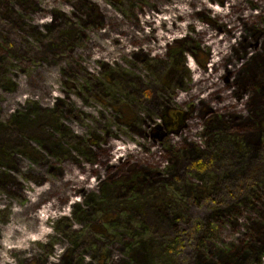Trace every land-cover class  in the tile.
Masks as SVG:
<instances>
[{
	"label": "rangeland",
	"instance_id": "1",
	"mask_svg": "<svg viewBox=\"0 0 264 264\" xmlns=\"http://www.w3.org/2000/svg\"><path fill=\"white\" fill-rule=\"evenodd\" d=\"M123 3L0 0V264H264V0ZM153 13L189 36L157 46ZM167 104L186 115L172 133ZM73 197L32 242L37 212Z\"/></svg>",
	"mask_w": 264,
	"mask_h": 264
},
{
	"label": "bare ground",
	"instance_id": "2",
	"mask_svg": "<svg viewBox=\"0 0 264 264\" xmlns=\"http://www.w3.org/2000/svg\"><path fill=\"white\" fill-rule=\"evenodd\" d=\"M175 7L179 8L178 15L187 14V12H188V11L184 10V8H180L177 6H175ZM210 7H211V5H210ZM212 8L217 13H220V12L221 13H227V11H228L225 8H220L217 6H214ZM163 12H165V11H163ZM176 18H177L176 14H172V13L169 16H163L160 13H153L150 17L144 18L143 22L144 23L150 22L151 25L155 28L154 32H155L156 28H159V29L163 28V30H159V32L157 33V36H158V43L156 44L157 46L163 48L167 44L171 43L172 40H177V39H181V38H185V37L189 36V35H186V33H180L179 31H177L180 26H185V25L184 24H178ZM162 22L165 23V25L162 26L160 24ZM167 31H169V32L173 31L174 32L172 34V38H170ZM145 33L147 35H150L149 27L145 28ZM165 37H168V38H165ZM208 45H210V43H208ZM216 61H217V58L215 57L212 60V63H215ZM188 66L192 71H196V69H197L196 64L191 60H188ZM115 149H116V154L114 156L120 157V159L123 157V151L124 150L125 151H128L129 149L132 150V148H130L128 146L120 145V144L119 145L115 144ZM80 180H83V177H80ZM90 180H91L90 183L83 186L84 190H86V191H90L91 189H93L97 185V182L94 179H90ZM41 189H42L41 187H37V190H35L34 193H30L29 191H27L31 201L37 200V197H38ZM80 200L81 199L78 197L71 198V200L68 202V205L62 211L50 212L49 206L44 207L43 209L39 210L37 212V216L40 219V226L38 227V229L36 231L30 233V240L32 242L43 240V235L49 233V230H46L45 225L47 223H52L53 220L57 217L69 216L70 215L69 214L70 208L72 206L78 204L80 202ZM7 229H9V231H11L12 229H15V227L10 225ZM2 243L6 247L7 250L10 248H14V247L19 246L17 244L15 245L9 239L8 240H2Z\"/></svg>",
	"mask_w": 264,
	"mask_h": 264
},
{
	"label": "trees",
	"instance_id": "3",
	"mask_svg": "<svg viewBox=\"0 0 264 264\" xmlns=\"http://www.w3.org/2000/svg\"><path fill=\"white\" fill-rule=\"evenodd\" d=\"M70 30H71L70 28H66V29L64 28L58 31L56 35V40L55 38L53 40H50L51 45L49 44V46H52V48L49 52H53L54 50L58 49V45L56 41L57 39H59V36H62L65 38L66 43L64 44L71 43L75 39V37L72 36V33L70 32ZM56 116H57V113L55 112L51 117H49V119L53 121L56 118ZM185 116H186L185 112L181 108H178L177 106H174V105L165 106V108L161 111V117L163 118V121H164L163 123L166 127H168V130H169L168 133L178 131L185 123ZM35 128L37 127H34L32 129V133L35 134L37 137L43 136L42 134L43 132L38 131V129H35ZM159 128L161 129L162 126H160ZM11 131L14 132L15 134H25V135L30 134L28 130L20 129L16 126L12 127ZM8 133L10 132L3 131L2 137L5 136L6 138ZM1 138L0 140H2ZM5 138L3 141L4 143H0V146L7 145ZM49 139L50 141L48 142L55 143L54 137H50ZM205 164H206L205 162L198 160L197 162L193 163V166L199 169H203V167L206 166ZM238 174L240 175L239 178H242L243 180L247 181L246 177H242L243 175L242 173L238 172ZM224 181H225L224 184L230 189L226 195L228 196L229 194H232L229 198L236 196V194H240L242 192L243 190L242 184L237 185V187L233 189V186L234 187L236 186L235 184H233L234 183L233 179L231 180L225 179ZM184 246H185V239L183 238L181 234H179V235H176L171 241H169L166 244L165 251L167 252V254H170L171 256H177L180 253H182Z\"/></svg>",
	"mask_w": 264,
	"mask_h": 264
},
{
	"label": "flooded vegetation",
	"instance_id": "4",
	"mask_svg": "<svg viewBox=\"0 0 264 264\" xmlns=\"http://www.w3.org/2000/svg\"><path fill=\"white\" fill-rule=\"evenodd\" d=\"M109 2H111L113 5H115V6H120V4L121 5H123L124 3V1H126V0H108ZM148 94H149V92H148ZM166 106H169V104H167Z\"/></svg>",
	"mask_w": 264,
	"mask_h": 264
}]
</instances>
